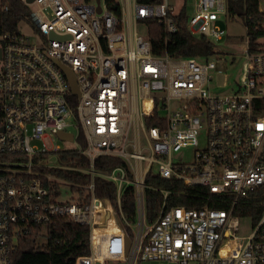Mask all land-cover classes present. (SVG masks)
I'll return each instance as SVG.
<instances>
[{
	"label": "built area",
	"instance_id": "built-area-1",
	"mask_svg": "<svg viewBox=\"0 0 264 264\" xmlns=\"http://www.w3.org/2000/svg\"><path fill=\"white\" fill-rule=\"evenodd\" d=\"M19 1L29 20L0 31V264H12L23 236L61 216L89 226L88 253L75 264H264V35L253 45L243 39L246 60L234 88L212 94L205 86L215 67L209 57L151 50L146 19L163 26L165 41L177 31L173 15L180 9L169 0ZM194 7L189 31L220 38L225 30L216 20L226 13L225 0H194ZM7 9L0 0V15ZM22 23L31 26L36 43L21 32ZM138 23L146 27L144 35ZM57 61L72 71L78 93ZM172 99L180 103L174 111ZM51 135L74 146L49 148L43 138ZM188 146L192 159L179 160ZM66 150L85 161L64 156ZM113 155L124 165L95 169L98 156ZM60 169L83 172L89 180L69 182ZM149 174L170 186L146 184ZM97 175L115 184L117 207L107 199L104 207L95 196ZM62 184L71 197L59 201ZM129 185L133 221L120 204ZM150 188L162 194V205L149 222L144 194ZM169 195L190 205L167 206ZM107 210L117 220L105 219ZM247 220L250 232L239 235Z\"/></svg>",
	"mask_w": 264,
	"mask_h": 264
},
{
	"label": "trees",
	"instance_id": "trees-1",
	"mask_svg": "<svg viewBox=\"0 0 264 264\" xmlns=\"http://www.w3.org/2000/svg\"><path fill=\"white\" fill-rule=\"evenodd\" d=\"M8 3L6 12L0 15V31L17 30V24L22 20H29L28 7L19 0H4ZM140 3H158L161 0H137ZM259 0H225L226 13L234 18L239 17L247 27V37L250 45H253L254 38L264 35V10L258 5ZM174 24L177 31L170 36L169 41H165L166 33L162 25L154 19H146L148 26L147 33L151 50L154 54L161 55L167 52L171 56H193L210 57L214 54V42L203 34H192L187 23V14L183 4L180 10L173 15ZM158 116L154 112L152 117H148L146 125L155 122ZM79 140L83 142L81 134ZM64 156L76 158L81 162L85 161L84 155L73 150L63 151ZM115 164L124 165V161L119 156H98L95 159L94 167L97 170H109ZM57 172V171H55ZM58 173L69 182L86 183L89 180L87 174L67 169H60ZM146 184L169 187L168 181L161 179L157 174H149L145 179ZM179 185V184H178ZM95 196L107 199L111 204H116V187L100 175L94 179ZM179 185V189H182ZM184 189V188H183ZM204 194H207L203 190ZM162 194L153 188L146 189L144 194L145 216L147 221H152L158 215L162 205ZM195 205H203L199 200L193 201ZM168 205H190V203L175 195H169L165 202ZM120 204L123 213L129 221H133L135 215V195L134 186H128L120 196ZM238 213V212H237ZM89 226L87 224L75 223L69 217L61 216L47 222L46 225L36 226L33 232L26 234L19 240V245L11 254L12 264H75V257L88 253ZM45 235L43 243L39 242V237Z\"/></svg>",
	"mask_w": 264,
	"mask_h": 264
},
{
	"label": "rangeland",
	"instance_id": "rangeland-1",
	"mask_svg": "<svg viewBox=\"0 0 264 264\" xmlns=\"http://www.w3.org/2000/svg\"><path fill=\"white\" fill-rule=\"evenodd\" d=\"M174 11H178L183 4L186 14L192 16L194 14V0H169ZM258 5L261 10H264V0H259ZM216 24H219L224 30V34L214 42V54L209 58L214 61L215 67L208 71L211 79L205 84L207 91L212 94L227 93L230 92L235 86V81L238 80V76L242 72V64L246 60L243 56V48L241 46L243 39L247 34V27L243 21L235 16L230 17L227 13L220 14L219 18L216 20ZM21 32L28 38L30 42L36 43L37 38L34 34L33 29L30 25L24 23L20 26ZM138 32L142 35L146 33V27L138 23ZM179 102L175 99L170 101V111H174L178 108ZM141 140H144L143 134L141 135ZM47 147L53 148L58 146L60 149L72 148L74 146L73 141H68L58 138V136H46L43 138ZM204 142L203 136L199 139L198 146L202 147ZM40 144V141H38ZM193 157V147L188 146L184 148V151L178 155L181 161H190ZM63 193L57 199L59 201L69 199L71 193L68 188V184L61 185ZM101 205L108 206L106 201L102 199ZM100 214V210L97 211ZM96 214V215H97ZM105 219L111 220L116 219V214H113L111 210H107L105 214ZM117 220V219H116ZM251 230V223L249 220L241 221L240 230L238 234H247ZM45 240V235L39 237V242L43 243ZM137 264H176L175 261L171 259H140Z\"/></svg>",
	"mask_w": 264,
	"mask_h": 264
},
{
	"label": "water",
	"instance_id": "water-1",
	"mask_svg": "<svg viewBox=\"0 0 264 264\" xmlns=\"http://www.w3.org/2000/svg\"><path fill=\"white\" fill-rule=\"evenodd\" d=\"M28 1H32V0H28ZM59 65L63 68V70H64V72L68 78V81L70 82L71 91L75 94L78 93L77 84H76V81L74 80V75H73L72 71L62 63H59ZM57 135L61 138H64V139H71L72 138V135L68 132L59 131L57 133ZM125 240H126V250H127L129 247V244H130V240H129L128 235H125Z\"/></svg>",
	"mask_w": 264,
	"mask_h": 264
},
{
	"label": "bare ground",
	"instance_id": "bare-ground-1",
	"mask_svg": "<svg viewBox=\"0 0 264 264\" xmlns=\"http://www.w3.org/2000/svg\"><path fill=\"white\" fill-rule=\"evenodd\" d=\"M98 210H99V209L96 210V214H97V211H98ZM99 215H100V214H97L96 217H99Z\"/></svg>",
	"mask_w": 264,
	"mask_h": 264
},
{
	"label": "crops",
	"instance_id": "crops-1",
	"mask_svg": "<svg viewBox=\"0 0 264 264\" xmlns=\"http://www.w3.org/2000/svg\"><path fill=\"white\" fill-rule=\"evenodd\" d=\"M100 216V215H99Z\"/></svg>",
	"mask_w": 264,
	"mask_h": 264
}]
</instances>
